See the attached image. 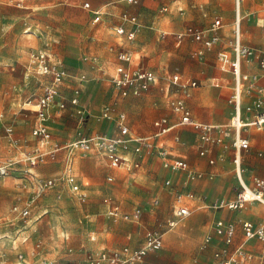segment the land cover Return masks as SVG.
<instances>
[{
  "label": "rangeland",
  "instance_id": "374dc122",
  "mask_svg": "<svg viewBox=\"0 0 264 264\" xmlns=\"http://www.w3.org/2000/svg\"><path fill=\"white\" fill-rule=\"evenodd\" d=\"M6 1L0 0V166L10 167L12 173L0 180V264H84L78 248L139 247L150 230L160 233L164 244L163 248L146 256L142 264H210L211 252L202 251L200 247L206 235L213 233L219 212L200 208L198 200L189 201L191 214L180 219L175 228L170 227L167 220L173 215L176 194L184 191V177L165 171L154 151L139 155L141 168L137 173L118 172L113 183L106 181L104 163L98 158L76 156L75 172L80 186L88 194L86 201L79 200L69 187L60 183L46 189L43 197L37 195L40 181L62 173L69 156L64 143L85 130L91 137H111L117 133L116 115L108 121L96 117L106 103L124 111L134 131L150 136L154 142L166 139V145L173 146L176 153L197 158L193 135L181 129L180 135L188 144L179 147L170 140L174 131L171 135L161 136L153 122L164 115L173 117L162 90L167 82V69L199 79L216 80L229 76L222 74L220 67L222 54L231 55L234 0L143 1L136 9L141 20L137 42L143 57L141 61L159 75V82L139 96L124 98L111 78L112 64L119 51L115 27L120 24L118 17L124 7L121 0H94V6L105 7L108 13L95 26H92L91 13L75 0H29L25 10L9 7ZM163 7L168 10L160 13ZM246 7L249 14L242 23L245 33L242 39L263 59L264 24L260 25L259 19H264V0H249ZM218 17H224L225 24L220 43L202 59L195 53L200 46L191 38L177 43L175 35L186 27L203 30ZM28 30L37 31L38 36L32 40L36 45L22 48L20 41L25 34H33L25 33ZM30 48L51 52L71 71L73 79L63 86L64 96L69 98L78 87L81 110L83 116L87 115V128L83 129L79 128L82 114L73 107L68 106L60 118L52 112L49 121L51 143L58 142L62 148L52 156V148L44 146L45 161L35 167L29 162L31 152L40 142V138L33 135L39 121V108L35 106L39 104L48 80L29 65ZM257 72L260 77L264 74L262 70ZM83 75L85 79H82ZM198 93L201 96L194 100ZM219 93L220 90L210 89L194 91L191 106L195 115L203 117L205 109L215 114L224 104L230 108L229 90H224L218 99L215 94ZM263 93L264 77L251 90L250 104L254 99H261V105L245 115L247 121L264 111ZM228 121L227 117L221 123ZM135 148L136 143L131 141L127 151L135 154ZM224 150L227 160L221 163L226 166V171L220 173L223 183L215 189L217 194L231 195L232 199L239 191V181L234 170L229 172L232 169L230 151ZM258 150L264 153V141H252L250 152ZM167 178L172 179L173 187L164 185ZM105 199L121 203L124 211L139 207L143 221L140 224L115 221L109 216ZM156 199L161 204L156 205ZM15 206L19 211H14ZM28 206L31 215L20 216V211ZM249 207L248 204L244 209ZM37 243L41 248L36 247ZM70 248L74 252H70ZM19 253L23 254V259L18 257Z\"/></svg>",
  "mask_w": 264,
  "mask_h": 264
},
{
  "label": "built area",
  "instance_id": "2783aa9c",
  "mask_svg": "<svg viewBox=\"0 0 264 264\" xmlns=\"http://www.w3.org/2000/svg\"><path fill=\"white\" fill-rule=\"evenodd\" d=\"M131 6H138L140 3L146 0H123ZM154 2L156 0H147ZM244 0H235V29H234V39H233V58L228 57V55H222L223 71H230L235 79L234 91L232 93L230 103L233 107V114L230 119L229 125L223 131V137L231 138V148L233 153V164L236 168L238 180L240 183V192L237 198L232 202H215L212 204V209H222L227 208L229 210H240L248 202H258L264 204V180L255 178L254 187H248L242 177H241V156L242 153L249 149V141L243 137V131L248 128H254L256 130L264 129V111L258 112L252 120L247 121L245 119V113L247 111H252L253 108H258L261 105V99H254L252 104L247 105L244 109L242 107V97L245 90L246 83L248 84V90L251 91L256 88L257 77H250L242 73V62L244 60L253 61L254 57L258 58V63L260 68L264 71V58H259L255 51L243 45L241 41V6ZM84 8L91 9L88 2L84 3ZM123 19L126 22L133 24L136 29L126 33L125 29H117V33L120 35H126L127 40L133 41L135 39L136 33L139 29V24L136 17L129 14H124ZM100 21V13L94 12V22ZM222 27L220 20H216L212 26L204 31H200L189 27L186 31L178 36L179 39L184 37H191L195 41L201 42L206 48H211L219 43L220 37L217 35L218 30ZM205 33H211L209 38H205ZM130 50V49H129ZM129 50H123L119 55V60L123 63L130 64L133 53ZM256 55V56H255ZM32 63L35 67L36 72L39 75L49 76L51 81L47 83L44 88V94L39 100V121L37 126L34 128L33 135L36 138H40L45 145L51 141V132L48 126L49 111L50 108L56 105L57 98L60 95V86L65 83L66 80L70 78L69 72L66 70H61L57 66L53 65L50 58L45 53L33 54ZM117 76L113 79L116 87L121 91L122 96L134 95L139 96L143 92L147 91L151 84L156 81V75L145 68H138L134 70H128L124 66L117 68ZM84 79V78H83ZM173 85L178 86L184 90L185 94L189 95V90L196 87H203L206 83L201 81H193L188 84H180V78L178 75H173L171 77ZM247 88V87H246ZM79 92H75V97L71 100V104L77 106L79 104L78 99ZM59 109H65V103H58ZM172 108L176 113L180 114V122L178 126H188L198 130L201 134V140L208 143H221L222 139H216L213 137L212 132L216 129L215 126L203 125L194 119L185 102L183 100H173L171 102ZM114 109L111 106H105L99 116L100 119L112 120L114 115ZM82 114V112H79ZM119 135L116 137L107 136H85L81 133L78 136L68 142L63 146L67 149L68 153L72 155L73 153L79 152L82 154H88L92 151L104 154L112 167H126L125 160L122 156V152L129 149V143L134 141L136 143L135 152L137 154L143 151L151 152L158 149V154L163 160V166L166 169L172 171H184L188 174V179L190 181L201 178L202 175L196 174L189 169L187 163L181 159L170 158V154L163 147H157L155 142L150 137H134L129 136L130 131L126 125V115L119 114ZM158 129L159 135H164L170 132L175 126H168L167 119H161L155 123ZM11 134V129L8 130ZM157 134V135H158ZM59 148V144H55L51 150L50 155H54L55 151ZM202 155L204 152L201 153ZM45 153L35 150L29 157V162L32 166H37L45 161ZM71 160H67V167L65 169L66 180L72 186L74 192H79L80 188L76 183L75 178L71 174L70 167ZM12 169L8 166H0V180L10 176ZM111 181V178H109ZM39 193L40 197L46 189L54 186L55 180H47L39 182ZM170 185V182L166 183ZM84 196L81 195V199ZM158 202H156L157 204ZM14 211H19L14 208ZM141 210L136 209L132 214H125L123 218L126 221L137 222L141 217ZM189 214L188 210L185 208H180L176 212L178 218H182ZM30 215L29 209H24L20 211V216L26 218ZM113 217H118L119 211L113 209L110 213ZM242 226L243 233L245 237L249 240L256 239L264 244V226H254L250 222H240ZM177 222L171 221L169 223L170 227H175ZM216 235L223 238L225 246L219 248L214 254L213 264H263L254 259L252 255L245 252L242 248H239L233 254H229L226 246L230 245L233 241L236 232V226L234 223H225L223 221H218L215 225ZM212 244V237H208L205 241V246ZM163 247V240L160 233L156 231H149L146 234L145 244L142 248L131 249L129 247H124L119 251L107 252L101 251L97 253H88L86 256L87 264H138L143 262L144 258L151 252L160 250ZM20 258H22L20 256Z\"/></svg>",
  "mask_w": 264,
  "mask_h": 264
},
{
  "label": "crops",
  "instance_id": "0c3cea01",
  "mask_svg": "<svg viewBox=\"0 0 264 264\" xmlns=\"http://www.w3.org/2000/svg\"><path fill=\"white\" fill-rule=\"evenodd\" d=\"M28 1L29 0H7L6 1V5L9 6V7H14V8L19 9V10H25V9L28 8L27 7ZM159 1H161V0H156L154 2H150V1L146 0V2H150V3H158ZM182 1H185V0H182ZM75 2H76L77 5L81 6L84 10H86V11L91 13L92 26H95L98 23L102 22L104 20V17L108 14V13L105 12V9H106L105 7H96V6H94V0H75ZM85 2H88L90 4L91 9L84 8V3ZM121 3H123L124 7H123V9H122V11H121V13H120V15L118 17L120 24L115 27V36L119 40V42H118L119 51L117 52V54L115 56V60L116 61L114 60V62L112 64L113 65V67H112L113 75H111V78L114 79L117 76V72L116 71H117V68L120 67V66H124V67L128 68V70H134V69H138V68L142 67V68H145V69H147L149 71H152L156 75V81L153 84H151V86H155L159 82V75L154 70L149 69V67H147V66H145L143 64V62L141 61V59L143 57L140 55V48H139L138 42H137V36H138V33L140 32V28H141V20H140V15L137 13L136 9L139 8L141 3L138 6H131V5L127 4L126 2H124L123 0H121ZM243 3H244V1H243ZM243 3H242V6H241V12H243ZM234 5H235V0H234ZM167 10H168L167 7H163V8L160 9V13H165V12H167ZM179 11L183 12V8H180ZM94 12H99L100 13V21H98L96 23L94 22ZM126 13L131 15V16L136 17L137 22L139 24V29H138V31L136 33V36H135V39L133 41L127 40L126 35H120V34L117 33V29H119V28L125 29L126 33L136 29V27L133 24H131L130 22H126L123 19V15L126 14ZM247 16L248 15H246L245 17L242 16V23H243V20L247 18ZM216 20H220L221 23H222V27L217 32V35L220 37V40H221L222 29L225 26L224 17H218ZM235 20H236V13H235V18H234V22H233V38H232V45H231V50H230L231 51V55H228L227 53H225L230 58H233V55H234V54H232L233 53L232 46H233V39H234ZM215 21H213L208 27H206L205 29L200 30V31L206 32V30H208ZM242 23H241V32H242ZM189 27L194 28L193 26H188L183 31H181V32H179V33H177L175 35L178 44H181L187 38H191V37H184L183 39H179L178 38V36L180 34L184 33L186 31V29L189 28ZM194 29H197V28H194ZM197 30H199V29H197ZM211 35H212L211 33H205V38H209ZM191 39L194 40L193 38H191ZM220 40H219V43H220ZM241 41H242L244 46L249 47L250 49L254 50L256 55H258L259 58H260V54L257 52V50H255L253 47H251V46H249V45L244 43V41L242 39V35H241ZM195 42L200 46V48H198V50L195 53L201 59L204 57L206 52L211 51L213 47H215L216 45L219 44L218 43V44H216L215 46H213L211 48H206L203 43L198 42V41H195ZM30 49H31L32 52H30V54L28 56V59L30 61L29 65L32 66V68H34V70H35V67H34V65L32 63V55L33 54L45 53L50 58V61H51V63L53 65L57 66L61 70H66L67 72H69L70 78L68 80L73 79V76H72L73 74L71 73V71L68 68H66L65 65L62 63V61L57 59L51 52H48L47 50L42 49V48L41 49L30 48ZM123 50H129V52L133 53V56H132V59H131V62H130L129 65L126 64V63H123V62H121L119 60V55H120L121 52H123ZM220 70H221L222 74L229 75V76H223V77H221L219 79H216V80H214V79H199V78L185 77L184 75H182L178 71H172V70H168V69L165 71V77L167 79V82H166L165 85L162 86V90L164 92L165 98H167V104H168L169 109L173 113V117H169L167 115H164V116L156 119L153 122V126H154L155 130L158 131L157 127L155 126V123L157 121H160L161 119H167L168 126H170V127L175 126V127L170 132H168L167 134H164L163 136L171 135V133L174 131V133L172 134V138L170 140L173 143L177 144L179 147H185L188 144V142L186 140H184L182 138V136L180 135V130L181 129H183L185 132L190 133V135H193V137H195V139H196V141H195V143H196L195 144V149H196V152H197V158H189L188 154H186V153H179V154L176 153L175 148L173 146H167L166 145V139H163V140L159 139L158 141L155 142V144L157 145V147H163L166 151H168L169 154H170V158H177V159H181V160L185 161L187 163V165L189 166V169L192 172L202 175L201 178H198V179L190 181L188 179L187 172H184V171H172V170L164 168L163 160L158 154V149L154 150V152L159 157V159L161 161V164H162V167H163V169L165 171L172 172L173 174H180V175H182L184 177V185H183L184 191H183V193H177L176 194L175 202L172 204L173 215H172V217H170L167 220V224L169 225V223L171 221L175 220L177 222L176 226H178V221L180 219H183V218H185V217H187V216H189L191 214V204L189 203V201L198 200L201 203V207L200 208L211 210V211H215V212H219V217H216V219L214 220L213 233L206 235V237L204 238L203 244L200 247V250H202V251H210L211 252L210 264H213V262H214V254L216 253V251L219 248H222L223 246H225V242H224L223 238L218 237L216 235V232H215V225H216V223L218 221H223L225 223H234L235 226H236V232H235V236L233 238V241H232V243L230 245L226 246V249L228 250L229 254H233V253H235V251L237 249L242 248L245 252H247L250 255H252L256 261L261 262V263L264 264V244L259 242L256 239H253V240L247 239L245 237L244 233H243L242 226H241V223H240V222L244 221V222H250L254 226H264V204L258 203V202H248V203H246L244 205V207L242 209L235 210V211L234 210H229L227 208L212 209V204L215 203V202H220V201L232 202V201H234L237 198V195L240 192V188H241L240 187V183H239V191L237 192L236 196L234 198H232V199H230L231 195L225 196V195L219 194V192L217 194V190H216L217 187L219 188V186L223 183V179L220 176V173L221 172L225 173V171H226V166L223 165V163H221V162H226V160H227L226 157H225V150L224 149H229V151H230L229 152L230 153L229 154V164L232 166V169H230L229 172L234 170V172L236 174V177L238 179L236 168H235V166L233 164V153H232V148H231V138L223 137V131L229 125L230 119H231L232 114H233V107H232V104L230 103V99H231L232 93L234 91L235 79H234L233 74L230 71H223L222 60H221ZM256 70L257 71L262 70L260 68V66H259L258 58L254 57L253 61L244 60L242 62V73L244 75H248L250 77L256 76L257 77V83L256 84H258L259 81L261 80V78L264 77V74H263V76L260 77L259 73ZM173 75H178L179 76L181 85L182 84H188V83H191L193 81H201L203 83H206V85L203 86V87L201 86V87H196V88L190 89L189 92H188L189 95L187 96L185 94L184 90L180 87V85H178V86L173 85V83L171 81V77ZM44 77H46L47 80H48L46 82V84H47L49 82L50 77H48V76H44ZM81 77H82V79L83 78L85 79L84 75L81 76ZM68 80H66L65 83H63L60 86V95L57 98V102L58 103H65L66 108L68 106L73 107L74 109L77 110L78 114H79V112H82V116H81V120H80L81 124L79 125V128L86 129L87 128V120H85V119H86L87 115L83 116V111L81 110L82 107H81V102H80V89L78 87L74 88L73 91H72V95L69 98L64 96V92H63L62 89H63V86L66 84V82ZM231 81H232V83H231ZM151 86L149 87V89L151 88ZM206 89H210V90H214V91L220 90V93L218 95L215 94L216 98H218V99L222 96L224 90H229L228 104L230 105V108L228 107V105L224 104V106L221 107L220 111L215 113V114L211 110L205 109V111L203 113V117L200 118L197 115H195V113H194V111L192 109V106H191V100H192V98L194 96V91H196V90H206ZM77 91L79 92V94H78L79 104L77 106H74V105L71 104V100L75 97V92H77ZM119 95L121 97H123V98L127 97V96H122L121 91L119 92ZM128 96H134V95H128ZM200 96H201L200 93L196 94L194 96V100H196ZM250 97H251V91L248 90V84L246 83L244 94H243V97H242V107H243V109L247 105L250 104ZM173 100H183L185 102V104H186L191 116L194 119H196L197 121H199V123H201L203 125L215 126L216 129L212 132L213 137L216 138V139H222L223 141L221 143H208V144H206V143H204L201 140V137H200L201 134H200V132L198 130H196V129L192 128V127H188V126H178V124L180 122V114L176 113L174 111V109L172 108L171 102ZM58 103L56 105L52 106L50 108V111H49V120H48L47 124L49 126L50 132H51V126H50V122L49 121H50V119L52 117V112H56L57 118H60L62 116V112L65 111V109H66V108L65 109H59ZM105 106H111L114 109V111H115L114 115H116V117H117L116 118L117 119V127H116L117 133L115 135L111 136V137H116V136L119 135L118 115L119 114L126 115V113L124 111H118L113 105L106 103V104L102 105V107L100 109V112H99L98 116H96V117L99 118V116H100V114L102 112V109ZM228 108H229V111H228ZM114 115H113V117H114ZM227 117H228V120H229L228 123L227 124L221 123ZM106 121H108V120H106ZM126 125L129 128V131H130L129 136L131 138H134V137H150L148 135H145V134L138 133V132L134 131L132 129L131 125L128 122L127 115H126ZM263 132H264V129L263 130H256L254 128H248V129H245L243 131V137L246 138L249 141L250 147H249L248 150H246V151H244L242 153L240 169H241V177H242L244 183L250 188L254 187V182L253 181H254L255 178L264 180V153L262 151H260V150H258L257 152L256 151L250 152L252 150V141H254V140L260 141V142L264 141V133ZM79 133H81V134H83L85 136H90L87 133L86 130L85 131H81ZM78 134L76 135V137L78 136ZM51 136H52V132H51ZM51 141H52V137H51ZM51 141H49L46 145L42 141H40L39 144H38L40 147L39 146L35 147L33 149V151L31 152V154L35 150H39V151H41V152L46 154V152L44 151L45 150L44 146H46L47 148H50V150H51V148L53 149V146L55 144H59L58 142H54L52 144ZM220 147L222 148V150H220ZM143 152H146V151H143ZM202 152H204L203 155L201 154ZM140 154H136V153L134 154V152L131 153L129 151L122 152V156H123V158L125 160L126 167L114 168V167H112L110 165L108 158L104 154L98 153L96 151H92V152H90L88 154H85V155L82 154V153L76 152V153H73L72 155L69 154V156L66 157V164L64 166V169L62 170V173L58 177L50 178V179L55 180L54 186H56L58 183H60L61 185H66L67 187H69V189L72 192H74L72 190V186L66 180V174H65L66 173L65 169L67 167V160L70 159L71 160V163H70L71 174L75 178L76 183H77V185L80 188L79 192H77V193L74 192V193L77 195L79 200L86 201L87 198H88V194L82 188V186H80V184L78 182V178H77L76 172H75L76 156H79V155L80 156H85V157L93 156V157L98 158L101 162L104 163V168L106 169V175H105L106 181L108 183H113V182L116 181V173H118V172L119 173L120 172L121 173L122 172H124V173H126V172L127 173H137V171L141 168V163H140V159H139L140 156H141ZM200 168H203L205 170H201ZM109 178H111V181L109 180ZM167 182H170V185H167L166 184ZM194 183H195V185H193ZM164 185L167 188L173 187L172 186L173 185L172 179L171 178H167L165 180V182H164ZM200 185L202 186V189H198V187ZM194 189L195 190L197 189V190L194 191ZM45 194L46 193H43L40 197H43ZM81 195L84 196L83 199H81ZM40 197H38V198H40ZM156 202H158V203L156 204ZM104 203L106 205H108V207H109L108 208L109 209V216L112 217L115 221L123 220L125 222L135 223V224L136 223L140 224L143 221L142 220V214H141L140 220L137 221V222L126 221L123 218V215L132 214L136 209H140L139 207H135L131 211H124L123 208H122V204L119 203V202H116V201H114L112 199H105ZM155 204L156 205L161 204L160 200L156 199L155 200ZM248 204L250 205V207L244 209L246 207V205H248ZM15 208H17V207L15 206ZM114 208L119 211L118 217H113V216L110 215L111 211ZM180 208L187 209L189 214L187 216L182 217V218H178L176 216V212ZM25 209H29L30 210V206H28ZM31 213L32 212L30 210V215H31ZM258 213L262 214V216L258 215ZM8 222H10V220H8ZM27 227H28V223H27ZM175 227H173V228H175ZM150 231H152V230H150ZM148 232L149 231H147L145 233L144 242H143V244L141 246H139V247L125 246V247H129L131 249L142 248L144 246V244H145L146 234ZM208 237H212V244L205 246V241H206V239ZM93 240L95 241V239H93ZM162 240H163V244H164V238L163 237H162ZM36 247L37 248H41V244L37 243ZM123 248H121V249H123ZM121 249H90V250H88V249H85L84 247H80V248H78V251L82 252L81 254H82V257H83L84 264H87L86 256H87L88 253H97V252H101V251L113 252V251H119ZM70 252H74V249L70 248ZM80 252H78V253H80ZM19 256L22 257L21 259L24 258L22 253H19L18 257ZM142 263L143 262L138 263V264H142ZM42 264H44V263H42Z\"/></svg>",
  "mask_w": 264,
  "mask_h": 264
},
{
  "label": "bare ground",
  "instance_id": "6f19581e",
  "mask_svg": "<svg viewBox=\"0 0 264 264\" xmlns=\"http://www.w3.org/2000/svg\"><path fill=\"white\" fill-rule=\"evenodd\" d=\"M249 0H245V4H244V7H245V10L243 11V13H242V16L243 17H245L246 15H248L249 14V11L246 9L247 7H246V4H247V2H248ZM251 2H252V0H251ZM260 20V25H263L264 24V19L263 18H261V19H259ZM25 33H33V34H25V36L23 37V39L20 41V45L22 46V48L24 47V48H26V47H30V46H35L36 44H35V42H33L32 43V40H34L35 39V37H37L38 35H37V31H31V30H28V31H26ZM241 35H242V38H244V36H245V33L243 32V30H242V32H241ZM23 52L26 54V51L25 50H23ZM138 55V54H137ZM261 97H264V93L261 95ZM33 106V105H32ZM35 107H37V108H39V106L38 105H36ZM248 113H249V111H247L246 110V115H248ZM31 223V222H30ZM25 239V238H24ZM23 239V240H24ZM17 242H15V244H16ZM17 245V244H16Z\"/></svg>",
  "mask_w": 264,
  "mask_h": 264
}]
</instances>
